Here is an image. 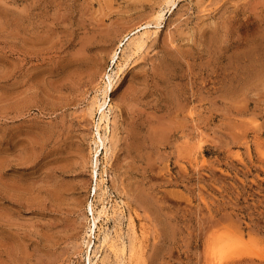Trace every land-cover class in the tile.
<instances>
[{
  "label": "rangeland",
  "instance_id": "rangeland-1",
  "mask_svg": "<svg viewBox=\"0 0 264 264\" xmlns=\"http://www.w3.org/2000/svg\"><path fill=\"white\" fill-rule=\"evenodd\" d=\"M163 1L0 0V264H264V0Z\"/></svg>",
  "mask_w": 264,
  "mask_h": 264
},
{
  "label": "bare ground",
  "instance_id": "bare-ground-1",
  "mask_svg": "<svg viewBox=\"0 0 264 264\" xmlns=\"http://www.w3.org/2000/svg\"><path fill=\"white\" fill-rule=\"evenodd\" d=\"M176 1H179V0H164L163 1L164 2L163 3L164 6L162 8H160L155 13L154 22H153L154 25L152 27V28H154V30L152 31V33L157 34L159 32L161 21L164 20L165 10H169L170 11L171 8H173L175 6V2ZM150 25H152V23H149L147 26H145V27H143V28H141L139 30L136 29L137 31H133V33H131L130 35H124L122 37L121 41L118 44L117 50L114 51V53L111 55V62L114 65L115 62H116V59L118 57L117 54H119L122 51L123 52L122 55L124 56L123 63H121L119 65L117 64L116 72L115 71L113 72L112 70H109V71H111V73H107V72L105 73V81L103 83L102 88L99 91L100 92V97H99V95L98 96L95 95L94 98H93V102H92L91 107H90L91 115L94 112L99 114L98 121L95 124V136H94V140H93V144H94V153H93V155L94 154L95 155L92 156V159H91V167H92L91 175H92V177L94 179H96L98 177L97 176V174H98L97 173V155H98V152H99V148H103L104 149V157H106V158L109 156V153H110V147L107 145V143L110 140L109 136H108V134L110 133L109 132V130H110V124L109 123L111 122L110 118H109V112L111 110L110 93L113 92V88H114V85L116 83V82H114L115 81V75L117 76V74L119 72H121L122 69H124V67L126 66L127 62L131 58V56H133L134 54L140 52L143 49L144 43H145V35L149 32V30H147V29L150 28ZM141 30H144V31H141ZM127 47H130V53H126L125 52ZM118 50H119V52H118ZM105 106L106 107L108 106V108H107L108 110H105ZM105 171L106 170L103 169V172H105ZM100 181L102 182L103 179H100ZM105 192L106 191H103L102 194H105ZM104 202H105L104 199H102V204H101L102 206H101V208H99V210L96 211V214L93 213L92 205L91 204L87 205L88 211L92 215V217L90 218L91 221L89 222L88 231H87V232L90 233L89 236L97 228L96 224L98 223L99 218L102 217V216H105V217L108 216V207L104 204ZM130 231H132V236L130 237L131 241H130V248H129V257H135V256L138 257V256H140V253L139 254H137V253L141 249L140 239L136 236V231L134 229L131 230V228H130ZM101 243L102 244L107 243L109 245V248L114 250V251H115V249L117 247V246H115L113 244V242L109 241V236L106 235V234H104V236L102 237ZM87 246L89 247V244ZM116 250L120 251L121 253L125 252V245H124V243L122 241H121L120 247H117ZM140 258H141V256L139 257V259ZM126 260H127V258H126ZM142 261H144V260H142ZM132 264H134L133 261H132Z\"/></svg>",
  "mask_w": 264,
  "mask_h": 264
}]
</instances>
